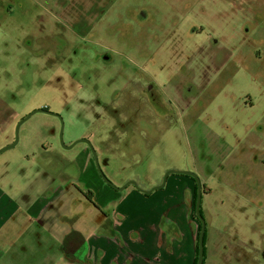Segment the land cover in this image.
<instances>
[{
    "label": "rangeland",
    "instance_id": "374dc122",
    "mask_svg": "<svg viewBox=\"0 0 264 264\" xmlns=\"http://www.w3.org/2000/svg\"><path fill=\"white\" fill-rule=\"evenodd\" d=\"M158 2H163L156 6L166 20L154 13L155 0H146L150 14L144 18L140 12L139 22L146 37L136 46L121 41H102V47L69 41L56 46L53 56L49 52L44 57H20L6 51L15 53L25 35L34 39L50 36L59 28L60 14L44 0H0V44L6 45L0 46L4 51L0 53V92L13 93L4 95L5 100L19 110L47 107L59 116L66 146L90 139L104 177L117 188L134 181L141 191H150L162 184L168 172H186L185 167L201 181H209L212 195L201 204L207 225L204 264H254L258 255L242 247L253 240L245 232L252 231L253 220L243 209L240 177L244 175L249 186L257 173L253 190L264 199V169L253 160L251 151L256 142L254 132L264 131V0ZM255 9L256 23L254 15L247 23L244 18ZM81 17L71 16L68 37L88 39L84 25L74 27ZM160 25L165 27L161 56L155 53ZM175 27L179 37L168 42ZM52 43H33L31 48L48 51ZM22 48L20 45L17 51ZM64 50L71 56L63 55ZM89 50L91 57L86 58ZM146 56L149 63L142 61ZM149 83L153 93L147 95L149 91L145 89V94L141 86ZM184 91L195 97L192 110L187 111L180 102ZM249 98L254 107L249 106ZM177 101V107L170 106ZM42 116L37 114L23 124L17 146L0 155V167L20 159L25 148L30 159L35 155L37 165L43 147L54 142L57 150L47 152L48 156L56 158L58 154L72 163L68 169L72 178L63 180L69 191L62 198L81 202L87 216L86 234L95 233L103 223L107 232L114 230L112 222L121 225L118 233L102 231V250L97 252L96 263L147 264L151 253L160 248L168 254L155 264H171L175 258L176 264H189L195 229L187 211V189L169 185L165 191L139 199L130 186L122 193L114 192L120 195L103 199L100 204L106 209L97 212L72 190L76 177L73 163L85 146L63 150L59 120L46 123L39 121ZM22 165L7 168L6 186L11 178L16 180L17 168ZM60 167L53 165L51 169L57 174ZM172 178L187 179L179 175ZM34 181L41 184V176H35ZM17 191L15 187L11 193ZM182 192L186 209L179 206L165 214V202L178 201ZM175 195L178 197L173 198ZM129 211L135 214L133 218ZM174 217L178 227L175 238L168 231ZM165 219L162 228L160 223Z\"/></svg>",
    "mask_w": 264,
    "mask_h": 264
},
{
    "label": "flooded vegetation",
    "instance_id": "af4514ba",
    "mask_svg": "<svg viewBox=\"0 0 264 264\" xmlns=\"http://www.w3.org/2000/svg\"><path fill=\"white\" fill-rule=\"evenodd\" d=\"M45 5H50L49 1L53 4V7L56 9L64 12L69 13L71 10L85 13L83 22L80 24H76L74 27L78 28L79 25H84L86 27V31L89 33L88 39L80 40L78 37L72 38L68 37V33L70 32V22L64 17L68 15H63V21L61 22L59 20L58 29L52 33L47 38L42 39H34L30 36H23L18 45L17 48L21 45L23 46L22 50L19 52L17 51V48L15 50V53H12L10 51H6L8 54H12L13 56L19 55L26 57L31 56H39L44 57L47 53L50 52V54L53 56L56 53L55 47L57 46H64L65 44H69V41H77L79 43H84L87 45H96L102 47V45H99L102 41H110L117 43L118 41L121 42H127L130 46H136L139 44L142 40L146 37V30L143 27L139 26V22L141 20L140 18V12H143V17H146V14H150L148 12V8L145 5L146 0H44ZM161 1V0H158ZM155 0V3H153V8L155 10L154 13L159 14L161 17V20L165 21V17L161 15V10L157 9L158 2ZM55 3V6H54ZM94 13V14H92ZM248 17H245L246 22H250L252 15L254 23L257 21V15L258 12L255 9L253 14H248ZM71 16V15H70ZM69 16V17H70ZM59 17V15H58ZM127 20H132L127 23ZM98 27L100 28L98 30ZM128 27H131L133 29H128ZM83 30V29H82ZM88 30H92L89 32ZM165 27H161L159 29L158 33V39L159 42H156V45L159 44V49L156 50V54L161 56L162 53H164V50L161 49V45L164 42H161L165 39ZM105 35V37H103ZM179 37L178 28L175 27L173 32L169 35L168 42L175 41ZM53 41L52 46H50V50L48 51H38L35 48H31L33 43H40L42 46H49V43ZM152 44V42H149L147 46L149 47ZM3 48H6L5 44H0ZM1 54L4 53V51H0ZM142 54V51L140 52ZM63 55L67 54V57H70L71 54L64 50L62 52ZM143 56V55H141ZM90 50L88 52V56L86 58H90ZM151 57V54L149 58ZM149 58L146 56L142 59L144 63H149ZM176 63V60H175ZM142 91L144 92L145 89H147L150 95L152 94L153 88L149 84H143L141 86ZM197 90V89H193ZM183 95L180 97V102H182L183 106L186 108V110H192L195 106V97L190 96L188 91L182 92ZM9 94L12 95L13 93L5 91L4 93L0 92V126L3 124L5 120H8L10 123L9 129H4L0 132V155L6 151H9L13 148H15L19 141V131L23 124H25L27 121H29L33 116L37 114L43 115L39 121H45L46 123H52L55 119H58L61 124V129L59 133V144L65 151H70L73 148H75L77 145L81 144L84 145L85 148L77 155L75 158V161L73 163L75 170H76V177L73 178L74 184L72 185V190H76V193L80 196H83L85 201H88V203L98 212L105 210L99 202L98 198L99 196L102 197V199H109L111 197H114L116 193H122L124 192L128 187H133L136 192L135 195L139 199H143L142 197H149L156 191H165L167 187L171 184L173 175H179L186 177L187 179H177V186L183 190L185 187L187 189L186 198L190 204V208L187 209L190 220L194 224L193 229H195V237L192 241V249L194 250L193 253V261L192 264H198V255H199V239L200 234L202 230V224H204V234H203V263L204 264V258L206 256V250L205 246H207V225L206 220H204V213L201 208V204L204 201L205 198H209L212 195L213 189L210 188L208 183L209 181L203 180L201 181L199 177L187 170L188 167H185L183 171L188 172L189 174H192L196 177L193 178L188 175L183 174H177L180 172L176 171H170L175 172L173 174L168 175V177L165 180V176L163 177L162 184H157L155 188L151 189L150 191H141L137 184L134 183V181H130L122 188L115 187L111 182H109L103 175L99 162H98V155L92 145V143L89 141L90 139H80L76 141L75 143H71L68 146L64 144V123L63 120L52 113H50L49 108L47 107H34L33 109H26V110H19L15 104L7 102L5 100L4 95ZM178 101L173 103L171 102V107L178 105ZM249 106L254 107V102L249 98ZM251 107V108H252ZM32 112V113H31ZM29 114V115H28ZM197 121L199 122V117L197 118ZM262 127L264 128V119H262ZM52 128V127H51ZM27 130H25V138L28 139L29 134H26ZM50 133L52 135L55 134L53 128L51 129ZM254 137L256 142L251 146V151L253 160L260 163V166L264 169V131L261 132H254ZM14 141V142H13ZM11 144V145H10ZM9 145V146H8ZM240 145V142L238 143V146ZM7 146V147H5ZM5 147V148H4ZM3 148V149H1ZM27 148H25L24 151H21V157L18 160H14L11 162H8L7 166L0 167V200L4 202L5 207L10 206L11 208L15 209L16 216L24 215L26 214V205H30L32 202H36L38 204V212L36 214L34 224H33V230H38L39 233L34 234L35 240L37 238H42V235H45L47 237L48 243L51 241V238L53 235L57 233H61L59 230L56 231L54 227V222H64L66 224L67 231L64 236L67 238V249L65 252L66 259L71 260L73 262L77 261L73 259L76 255V253H72V250L76 248V250H80V254L88 253V249L91 246V241L88 240L87 236H91L92 234L98 235L103 234L102 231L104 230L107 234L112 232H119V228L121 225L115 221L112 222L114 226V230L111 232H107L106 223H103L99 225L96 228L95 233L86 234L85 228L87 223V216L85 209H81V202L76 200H64L62 196H65L69 189L64 185L63 180H67V182L72 178L71 174L69 173L68 169L71 167L72 163H69L65 161V159L57 157L60 156L58 154L56 158H54V155L51 157L48 156L47 152H53V150H57L56 145L54 142H51L49 146L43 147V153L40 156L41 163L35 164V161L33 160L35 157L34 154H32V158L30 159L27 155ZM54 154V153H53ZM63 157V156H61ZM80 160L86 163V169H83ZM24 164L17 168V177L16 180L13 179L12 185H5L6 182V172L7 168L12 167L14 165L19 166L21 164ZM53 165H61V167L58 170V173L55 174L53 170L51 169ZM168 172V173H170ZM167 173V174H168ZM166 174V175H167ZM214 178V180H217L219 175ZM40 175L42 178V183L39 184L34 181L35 176ZM243 178V191H241V194L243 196V200L245 203V206L243 209L247 211L249 215H251L250 219L253 220L251 223L253 229L252 231L248 232L245 231L246 234L250 240L248 241L245 246H242L247 253L249 251H255L256 255H258V259L254 264H264V199L260 198L258 195L254 193V187L255 183L258 178V174L256 173L254 184L253 185H246L244 182V175L240 177V179ZM213 180H211L212 182ZM160 185V186H159ZM176 186V187H177ZM17 188V197L15 199H10L8 197L11 196V192L14 190V188ZM110 188V189H109ZM159 188V189H158ZM200 190V202H199V216L196 214L197 209V199H198V191ZM116 192V193H114ZM142 196V197H141ZM179 200L181 201L180 207L184 209V192L179 196ZM110 206V205H109ZM105 206V207H109ZM186 209V208H185ZM130 212V211H129ZM130 217H134V213H127ZM3 215L5 218H10L11 214L7 210H3ZM21 217V216H18ZM109 221L107 218L106 221ZM163 221V220H162ZM166 223L165 221H163ZM106 227L105 229H101V226ZM172 227H168V231H172ZM178 229L175 232V236L177 235ZM85 235L86 238L84 239L85 242L81 243V245H78V242L73 241V239L76 238H84V237H76V236H82ZM101 236V235H98ZM143 238V236H141ZM8 247H12L11 242L6 243ZM39 247L43 249V243L41 242L39 244ZM79 254V255H80ZM90 264L92 262L88 260ZM244 264H249L247 261L244 262ZM252 264V263H250Z\"/></svg>",
    "mask_w": 264,
    "mask_h": 264
},
{
    "label": "crops",
    "instance_id": "0c3cea01",
    "mask_svg": "<svg viewBox=\"0 0 264 264\" xmlns=\"http://www.w3.org/2000/svg\"><path fill=\"white\" fill-rule=\"evenodd\" d=\"M49 4L53 6V4L49 1ZM55 6V3H54ZM58 10V9H57ZM71 10L69 13H64L58 10L59 20L63 21V15L69 22L71 21L72 15H81L85 13L73 12ZM94 14V13H92ZM71 15V16H70ZM70 16V17H69ZM83 17L79 18L78 24L83 22ZM11 122L5 120L3 124L0 126V132L9 127ZM9 129V128H8ZM7 173V172H6ZM216 174H218L216 172ZM13 178L7 182V185H12ZM177 181H172L170 186L176 188ZM18 195L11 193L9 195L10 199H15ZM178 196H174L176 198ZM181 204V201L178 200L176 202H165L164 211L165 214L174 212ZM28 209H26V214L17 215L15 214V209L10 206L5 207L4 202L0 200V264H90L88 260L92 262V264H98L95 261L97 252L102 250L101 240L103 238V234H92L91 236H87L88 240L91 241V246L88 249V253L80 254V250H72V253H76L73 259L77 260L75 262L66 259L65 252L67 249V238L63 233L66 234L67 226L64 222H54V227L59 230L61 233H55L51 238V241L48 243L47 237L42 235V238H37L35 240L34 234L39 233L38 230H33V224L38 212V204L36 202H32L30 205H26ZM7 210L10 214V218H5L3 215V210ZM21 216V217H18ZM162 228L165 227L166 223L163 221L160 223ZM173 229L171 234L175 236V232L178 227L176 225V218L172 220L169 224ZM101 229H105L102 225ZM76 237H84V238H76L73 241L78 242L80 246L81 243L85 242V235L76 236ZM56 245H55V243ZM11 242L12 247H8L6 243ZM33 245H32V243ZM43 243V249L39 247L40 243ZM80 254V255H79ZM168 254L166 249L161 251L160 248H157L154 254L151 253V260H148L147 264H155L156 261L162 262V258ZM98 256L102 257V254H98ZM193 254L190 257V263L192 264ZM177 259L175 258L171 261V264H176Z\"/></svg>",
    "mask_w": 264,
    "mask_h": 264
},
{
    "label": "water",
    "instance_id": "95a60500",
    "mask_svg": "<svg viewBox=\"0 0 264 264\" xmlns=\"http://www.w3.org/2000/svg\"><path fill=\"white\" fill-rule=\"evenodd\" d=\"M173 173H175V172H170L167 175H165L164 183H165V180L168 177V175L173 174ZM177 174L188 175V176H191V177L196 179L195 176H193L192 174H189L188 172H180V173H177ZM199 202H200V190L198 191L197 209H196V214L200 218L199 210H198L199 209ZM203 234H204V224H202V230H201L200 239H199L198 264H202L203 263Z\"/></svg>",
    "mask_w": 264,
    "mask_h": 264
},
{
    "label": "bare ground",
    "instance_id": "6f19581e",
    "mask_svg": "<svg viewBox=\"0 0 264 264\" xmlns=\"http://www.w3.org/2000/svg\"><path fill=\"white\" fill-rule=\"evenodd\" d=\"M80 164H81V166H82L83 169H86V163L85 162H83L82 160H80ZM98 202L99 203H102L103 202V199H100V196H99Z\"/></svg>",
    "mask_w": 264,
    "mask_h": 264
}]
</instances>
